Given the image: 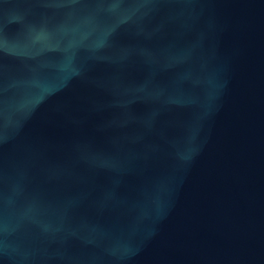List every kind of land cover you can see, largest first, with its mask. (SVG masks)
I'll return each instance as SVG.
<instances>
[{
  "label": "water",
  "instance_id": "water-1",
  "mask_svg": "<svg viewBox=\"0 0 264 264\" xmlns=\"http://www.w3.org/2000/svg\"><path fill=\"white\" fill-rule=\"evenodd\" d=\"M0 264H264V0H0Z\"/></svg>",
  "mask_w": 264,
  "mask_h": 264
}]
</instances>
